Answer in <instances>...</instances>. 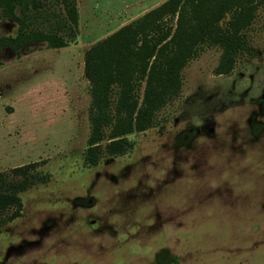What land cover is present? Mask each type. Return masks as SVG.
<instances>
[{
    "label": "rangeland",
    "instance_id": "rangeland-1",
    "mask_svg": "<svg viewBox=\"0 0 264 264\" xmlns=\"http://www.w3.org/2000/svg\"><path fill=\"white\" fill-rule=\"evenodd\" d=\"M163 1L76 0L66 46L0 48V187L35 163L18 215L0 213V264H264V4L229 73L216 72L222 48L201 44L154 125L122 153L104 137L85 161L84 53ZM59 16L44 1L24 21L48 30ZM18 26L0 18V36Z\"/></svg>",
    "mask_w": 264,
    "mask_h": 264
},
{
    "label": "trees",
    "instance_id": "trees-1",
    "mask_svg": "<svg viewBox=\"0 0 264 264\" xmlns=\"http://www.w3.org/2000/svg\"><path fill=\"white\" fill-rule=\"evenodd\" d=\"M44 1L62 4L65 16H59L48 30L28 27L25 12ZM261 4L264 0H165L90 46L84 53L91 95L85 161L97 163L104 137L109 140L106 151L122 153L130 145L128 135L154 125L156 112L180 91L181 70L201 44L222 48L216 72L229 73L235 56L247 46L244 30ZM76 12V0H0V18L19 24L15 35L0 36V48L17 51L34 41L66 46L75 34ZM34 164L15 167L13 173H21L22 181L0 187V213L15 205L11 217L18 215L17 191L29 183Z\"/></svg>",
    "mask_w": 264,
    "mask_h": 264
}]
</instances>
